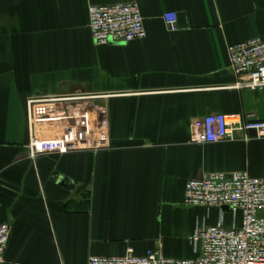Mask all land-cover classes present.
Wrapping results in <instances>:
<instances>
[{
  "label": "crops",
  "instance_id": "1",
  "mask_svg": "<svg viewBox=\"0 0 264 264\" xmlns=\"http://www.w3.org/2000/svg\"><path fill=\"white\" fill-rule=\"evenodd\" d=\"M131 3L146 37L94 45L88 8ZM256 38L264 40V0H0L4 264H87L129 248L189 261L197 230L238 227L225 208L182 201L186 182L205 173L264 179V139L253 133L249 142L190 143L192 121L209 115L264 121V90L237 88L226 52ZM30 100L42 101L32 109L36 144L54 145L63 125L81 121L109 148L32 160Z\"/></svg>",
  "mask_w": 264,
  "mask_h": 264
},
{
  "label": "built area",
  "instance_id": "2",
  "mask_svg": "<svg viewBox=\"0 0 264 264\" xmlns=\"http://www.w3.org/2000/svg\"><path fill=\"white\" fill-rule=\"evenodd\" d=\"M163 19L170 32L177 31L174 13L165 14ZM88 21L90 36L96 46H107L110 42L129 44L146 37L144 19L134 3L90 6ZM226 52L229 69L238 81L236 87L263 91L264 40L256 38L229 45ZM40 102H27L28 148L32 160L69 151L96 152L109 148L106 137L99 130L91 131L81 121L63 125L54 145L36 144L32 109ZM249 133H253L255 139H264V121H250L242 115L213 114L192 121L190 143L249 142ZM182 204L206 209L228 207L233 220L239 216V226L226 229L220 224L197 230L191 238L198 252L195 260L167 259L154 249L137 256L129 248L121 257L91 256L87 264H264V179L252 178L247 172L205 173L186 182ZM9 239V226L0 225V264L5 262Z\"/></svg>",
  "mask_w": 264,
  "mask_h": 264
},
{
  "label": "water",
  "instance_id": "3",
  "mask_svg": "<svg viewBox=\"0 0 264 264\" xmlns=\"http://www.w3.org/2000/svg\"><path fill=\"white\" fill-rule=\"evenodd\" d=\"M110 45H115V44L110 43ZM61 187L66 190H70V189H73L74 186L69 181H65L64 183L61 184ZM225 210L229 211V208H225Z\"/></svg>",
  "mask_w": 264,
  "mask_h": 264
},
{
  "label": "rangeland",
  "instance_id": "4",
  "mask_svg": "<svg viewBox=\"0 0 264 264\" xmlns=\"http://www.w3.org/2000/svg\"><path fill=\"white\" fill-rule=\"evenodd\" d=\"M82 149H85V148H82ZM82 197H85V195H83Z\"/></svg>",
  "mask_w": 264,
  "mask_h": 264
}]
</instances>
